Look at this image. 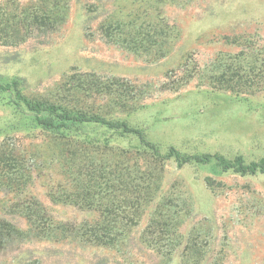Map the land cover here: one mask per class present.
<instances>
[{
	"label": "trees",
	"instance_id": "trees-1",
	"mask_svg": "<svg viewBox=\"0 0 264 264\" xmlns=\"http://www.w3.org/2000/svg\"><path fill=\"white\" fill-rule=\"evenodd\" d=\"M74 1L0 0V45L20 47L33 37L55 33L70 18ZM202 1L85 0L84 6L88 15L106 12L98 27L105 43L159 62L173 55L183 33L167 7L200 8ZM225 38L237 52H219L205 64L184 53L165 80L140 85L72 68L53 87L36 93L24 79L0 75V99L21 117L20 125L11 126L13 134L31 131L44 138L39 149L9 133L0 142V253L19 251L0 264H41L21 251L32 241L91 250L95 264L223 263L224 256L210 254L211 229L199 225L183 231L190 214L181 205L182 193L165 189L167 167L209 166L215 174L255 176L264 173V158L247 162L241 155L229 159L218 152L187 153L173 146L163 150L148 140L143 128L114 118L149 105L145 99L154 88L179 92L195 79L201 90L207 86L237 97L264 93V34L244 30ZM92 126L112 132V142L91 139L86 129ZM117 138L123 145L114 146ZM48 170L59 177L56 183L49 178L51 202L71 206L81 219L59 220L31 191L36 177ZM205 181L210 187L215 183L212 176ZM5 213L25 220L27 228Z\"/></svg>",
	"mask_w": 264,
	"mask_h": 264
},
{
	"label": "rangeland",
	"instance_id": "rangeland-1",
	"mask_svg": "<svg viewBox=\"0 0 264 264\" xmlns=\"http://www.w3.org/2000/svg\"><path fill=\"white\" fill-rule=\"evenodd\" d=\"M84 1H74L70 18L55 33L33 37L20 47L0 45V75L24 79L28 89L36 93L53 87L72 68L119 76L140 85L165 80L166 72L175 67L184 53L193 54L205 64L219 52H237L227 44L226 36L256 29L264 34V0H203L200 8L187 10L167 7L172 20L180 22L182 36L172 56L147 62L101 40L98 27L106 12L88 15ZM199 83L195 79L179 92H158L154 88L145 99L149 105L114 119L143 128L148 140L160 144L163 150L173 146L187 153L218 152L229 159L241 155L247 162L264 158V93L237 97L230 92L207 90V86L197 89ZM19 122V114L0 99V142L9 133L41 148L43 136L31 131L13 134L11 126L20 125ZM86 131L93 140L109 138L112 142L115 137L97 126ZM123 142L117 138L113 144ZM54 145L51 142V147ZM39 152L44 158L49 155ZM167 170L165 189L180 191L181 205L189 210L190 217L182 225L184 232L199 225L211 229L214 244L210 254L224 256L222 264H264V173L215 174L209 166L178 170L172 163ZM207 176L215 179L212 187L205 181ZM50 177L54 183L59 180L56 173L48 170V174L36 177L31 191L59 220L81 219L71 206L51 202L46 193ZM5 217L20 228H27L19 216L5 213ZM21 251L41 264H95L93 251L68 244L32 241L23 245ZM18 252L0 253V263L10 261Z\"/></svg>",
	"mask_w": 264,
	"mask_h": 264
}]
</instances>
